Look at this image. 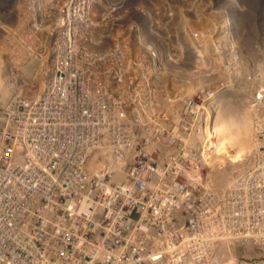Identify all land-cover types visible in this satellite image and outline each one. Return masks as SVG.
I'll return each instance as SVG.
<instances>
[{
  "label": "built area",
  "instance_id": "2783aa9c",
  "mask_svg": "<svg viewBox=\"0 0 264 264\" xmlns=\"http://www.w3.org/2000/svg\"><path fill=\"white\" fill-rule=\"evenodd\" d=\"M93 56H28L41 66V84L0 103V264H264L262 251L255 255L257 248L264 249V219L256 221L264 197L241 199L233 207L238 211L234 223L226 226L223 214L193 209V217L188 208L166 204L180 200L163 198L172 190L168 180L181 189L172 193L179 194L185 181L164 176L162 196L152 185L154 171L176 169L187 155L181 140L169 142V134L209 136L202 126L207 112L199 117L202 111L191 105L190 127L178 122L155 134L152 123L140 126L136 113L143 103L136 100L134 63L129 81L110 78L105 99L86 79L95 67ZM104 61L98 63L101 80ZM146 104L153 116L152 103ZM74 114L81 117L71 125ZM206 145L188 151L199 155ZM171 155L179 159L165 161ZM113 162L120 171L111 168ZM213 224L219 228L215 236ZM180 225L196 237L202 234L200 245L186 242L183 250L186 232L174 229ZM250 232L260 235L248 237Z\"/></svg>",
  "mask_w": 264,
  "mask_h": 264
},
{
  "label": "rangeland",
  "instance_id": "374dc122",
  "mask_svg": "<svg viewBox=\"0 0 264 264\" xmlns=\"http://www.w3.org/2000/svg\"><path fill=\"white\" fill-rule=\"evenodd\" d=\"M261 1L236 0L240 4L236 14L229 0H0V60L12 76L14 67L23 68L26 80L19 79L24 93L42 82L41 66L28 56L96 55L95 67L86 79L105 99L110 98V78L129 81L133 62L138 104L150 100L156 110L153 117L168 118L166 128L152 124L155 134L171 130L178 122L180 127H190L192 118L186 113L191 105L202 111L199 117L207 112L214 122L223 100L240 97L252 127L247 131L249 149L218 147L213 129V157H208L210 167L198 177L204 184L196 193L202 211L212 206L207 199L211 197L213 214L227 213L235 199L264 197V36L257 30L264 22L259 13L264 6V2L259 5ZM228 41L239 48L238 55L246 57L236 71L227 56ZM100 58L107 60L104 80ZM16 92L20 91L12 95ZM80 117L74 114L70 124L75 125ZM153 146L157 148L156 142ZM177 158L171 155L165 161ZM165 176L172 175L166 171ZM174 177L180 182L195 180L182 171ZM169 195L175 196L172 190Z\"/></svg>",
  "mask_w": 264,
  "mask_h": 264
},
{
  "label": "bare ground",
  "instance_id": "6f19581e",
  "mask_svg": "<svg viewBox=\"0 0 264 264\" xmlns=\"http://www.w3.org/2000/svg\"><path fill=\"white\" fill-rule=\"evenodd\" d=\"M229 1H230L229 4H230L232 10L233 11L237 10L235 13L238 14L240 12L239 11L240 4L237 3L236 0H229ZM263 2L264 1H261L259 3V5H261ZM259 13L262 17H264V6L261 5ZM232 16H234V14ZM262 21H260V23H261L260 29H259V26L257 27V25H256L257 30L260 31V37L264 36V25H262V24H264V22L262 23ZM248 22H250L249 19H248ZM230 29H231V25H230ZM230 32H233L232 29L230 30ZM257 33H258L257 36L259 37V32H257ZM230 37H232L231 34H230ZM247 38H248L247 39V46L250 47L249 44H250L251 38L249 36ZM263 40H264V37H263ZM227 46H228L227 52L229 54L227 56L230 59L231 69L236 71L237 66L239 64H242L243 63L242 60L244 58L246 59V57L244 55H238L237 51L239 48H234V46H235L234 42L228 41ZM3 65H4V61L0 60V87H1L0 92H2V95H3V96L0 95V98L3 99L0 101V103H3L5 100L9 99L12 95V91H14V90L20 91V94H22L23 92H21V90L23 89V84H21V81H22V83H24V81L26 80L24 77L25 72L23 71V68H20L19 66H17V68L14 67V69L16 70V72L14 74L17 76H15V75L12 76L11 72L8 71V69H4ZM19 76H22L21 81L19 79L20 78ZM38 84H40V82ZM3 86H4V88H2ZM237 98H236V96L235 97L233 96V97H230L226 100H223V102L221 104V108H220L218 114H216V116H215L214 122H213V117H210L209 114L206 113L205 120L207 121V123H203L202 126H205L204 128L209 133V136H205L203 134H198L196 132H187L186 136L181 137L178 130H176L175 133L169 134V142H174V141H176V139L181 140L180 141V148L184 149L186 151L187 155L186 154L182 155V158L179 160V165L177 166V168L176 169L170 168V170L168 171V174L172 175L171 177H173V176H175V171L177 169H181L182 173H185V175L188 174L189 178L193 177L195 180H192L190 178V181H189V179L185 181L186 182L184 184L185 188L182 191L183 193H180L181 195L178 192L173 193V195L180 197L179 203H174V201H172V202L166 203V204H169L170 206L172 205L174 208L179 207V205H180V207L188 208L189 214L190 215L193 214V217H194L195 211H198V214L205 213L204 211H202L201 201L200 200L197 201L198 197H197L196 193L197 194L199 193V189L202 187V184H204L200 181V178H198V177L203 175L202 170H205V168L210 167V165L207 163L208 157H210V156L213 157V129L215 130V133H216V145L218 147L227 144V145H232L233 148H238V150H241V151L249 149L248 132H249V130H251L252 127L250 128V125H249V123H250L249 122V116L246 113H244L242 108H241L243 106V103H242L243 100H241L240 97H237ZM239 99H240V102H239ZM146 102H147V100L145 102H143L142 107H140L136 110L137 116L140 119V121H139L141 123L140 126H143V124L145 122H150L152 124L154 123V125H156L158 128H166L169 125V123H167L168 118H164V116H162V118H159V119L153 117L151 115L149 106L146 104ZM172 105L174 106L173 103H172ZM172 105H169V106H172ZM151 111H152V113L156 112L154 107L151 109ZM256 112H258V111H256ZM248 114H249V112H248ZM250 115H251V112H250ZM251 119H252V117H251ZM178 125H179V123H178ZM162 132H166V130H163ZM160 134L163 135L162 133H160ZM175 144L178 146V141ZM205 144H207V145L205 146L204 151L201 152V154H199V155H197V154L192 155L188 151V149H191L193 151H195V149L197 151H202L203 146ZM167 145L169 146L168 143H167ZM170 145L174 146V144H170ZM163 151H170V149H168L167 146H164ZM174 152L175 151H174V147H173L172 152H170L168 155H170ZM134 156H132V158ZM196 160H197V162H196ZM230 165H234V164H230ZM126 166H127V164L124 165V167H126ZM111 168L116 170V171L121 170V166L115 162H113L111 164ZM230 169H231V167H230ZM153 174H154V176H153L154 181H152V185L155 187L157 195L162 196V194H163V192H165V188H166V187H164V184L162 182V179L165 176V173H161L159 171H154ZM168 181L171 182V184L168 186H170L173 191L181 190V189H178L177 187H173L175 185V183H173L174 182L173 179H169ZM200 191H201V189H200ZM165 195L166 196H163V198L171 197V196H169V194H165ZM207 199L211 200L212 206L211 207L208 206L207 208L209 210H207L206 212L213 213V198L207 197ZM240 203H241V199L233 200V204L235 206H238ZM260 208H261L259 210L260 213H258L256 221L259 219H264V215H262V214H264V205L261 204ZM179 209L183 212V209H181V208H179ZM193 209L195 210L194 213H193ZM231 209H232V211H229L227 213H221L224 215L222 217L224 220H229V221L224 222V224L226 226L229 224V222L234 223V221H235L234 214H235V212H238L235 208H231ZM28 211L30 212V210H28ZM240 213H242V212H239V214ZM170 215L171 214L168 213L167 218L171 220L172 217ZM164 220H165V217H164ZM244 222H250V221H244ZM218 223H219V221H218ZM174 229L175 230L178 229V230H182V231L186 232L185 239H184L183 243H181V248L185 251L188 247L186 242H189L191 245L197 247V245L199 244V239H197V238L202 237V239H204L202 234H199L198 237H196L194 234H192L190 231H188L186 229V227H184L183 225L176 226ZM218 233H219V228L216 226V224H213V236H215ZM258 235H260L259 232H255V233L250 232L248 234V237L258 236ZM204 236L206 237L207 235L204 233ZM225 237L226 236H224L222 238H225ZM166 240H167V238L165 236V238L163 240L159 241V244H163ZM201 241L204 242V240H201ZM204 243H206V241ZM247 245H248V243H247ZM203 248H204V246H203ZM262 249L257 248V250H255V252H256L255 255H258L260 253V251H262V254H264V249L263 250ZM231 251H232V249H230V248L226 249L224 251L225 255L229 256ZM231 254L234 256V255H237V252L233 251Z\"/></svg>",
  "mask_w": 264,
  "mask_h": 264
}]
</instances>
